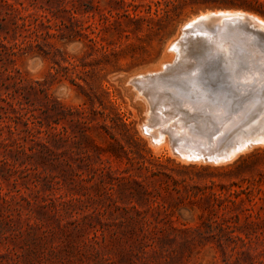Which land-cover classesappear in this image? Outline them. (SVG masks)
I'll return each mask as SVG.
<instances>
[{
	"label": "rangeland",
	"instance_id": "rangeland-1",
	"mask_svg": "<svg viewBox=\"0 0 264 264\" xmlns=\"http://www.w3.org/2000/svg\"><path fill=\"white\" fill-rule=\"evenodd\" d=\"M6 2L0 264H264V143L229 162L176 157L212 152L259 123L264 37L242 19L239 31L200 17L240 11L264 21V0ZM181 51L197 61L192 79ZM157 89L152 105L144 94ZM206 90L221 96L218 121L174 99ZM247 186L251 209L245 193L239 204L216 199Z\"/></svg>",
	"mask_w": 264,
	"mask_h": 264
},
{
	"label": "bare ground",
	"instance_id": "bare-ground-1",
	"mask_svg": "<svg viewBox=\"0 0 264 264\" xmlns=\"http://www.w3.org/2000/svg\"><path fill=\"white\" fill-rule=\"evenodd\" d=\"M244 15H248V16H250V20H247L246 18H244ZM212 17V18H218V19H227L228 20V22H229V26L231 27V25H234V27L235 26H237L236 28L237 29H239V31H240V28H239V25H238V20H243L244 22H246V24H247V26H249L250 28H252L253 30H255V32L257 33V35H258V37L260 38V39H263V37H264V21H263V19H261V18H258V16L256 17L255 15H249V14H247V13H243V12H240V11H238V12H232V11H230V12H213V13H210L209 15L208 14H202L201 15V17L200 18H202V17ZM197 20H199V19H197ZM197 20H195V21H197ZM215 22V21H214ZM192 23V22H191ZM190 22L189 23H187L186 25H184L183 26V30H185L188 26H190L189 24H191ZM213 23V22H212ZM229 27V28H230ZM233 28V27H232ZM205 29V28H204ZM211 29V28H210ZM228 29V28H227ZM232 30V29H231ZM234 30H236V29H234ZM208 32V31H207ZM212 32H214V31H212ZM230 32H233V31H230ZM246 32V31H245ZM205 33V32H204ZM215 33V32H214ZM236 33V32H235ZM238 33V32H237ZM236 33V34H237ZM243 33V32H242ZM194 34V33H193ZM217 34V33H216ZM248 34H250L249 32H248ZM220 35V34H219ZM234 35V34H233ZM214 36V35H213ZM212 36V37H213ZM236 36V35H235ZM241 36V35H240ZM249 36V35H248ZM251 36H252V34H251ZM254 37V36H253ZM224 38V37H223ZM222 38V39H223ZM217 40V39H216ZM221 40V39H220ZM228 40H230V38L228 39ZM241 40V39H240ZM239 40V41H240ZM254 40V39H253ZM196 41H198V40H196ZM256 41H258L257 39H256ZM181 42V41H180ZM228 42V41H227ZM232 42V41H231ZM243 43V42H242ZM183 44V43H182ZM224 44V43H223ZM237 44V43H236ZM249 44V43H248ZM252 44V43H251ZM181 45V44H180ZM179 45V46H180ZM185 45V44H184ZM190 45V44H189ZM203 45V44H202ZM230 45V44H229ZM183 46V45H182ZM243 46H245V45H243ZM251 46V45H250ZM177 47V46H176ZM201 47V46H200ZM233 47H235V46H233ZM248 47V46H247ZM221 48H223L222 46H221ZM250 48V47H249ZM251 48H252V46H251ZM251 48H250V50H251ZM187 49V48H186ZM194 49V48H193ZM213 49V48H212ZM242 49H244V47L242 48ZM185 50V49H184ZM211 50V49H210ZM209 50V51H210ZM215 50V49H214ZM217 50V49H216ZM249 50V49H248ZM179 51V50H178ZM186 51V50H185ZM185 51H181L180 52V55H179V60L181 61H179L180 63H181V67H184V70H183V68L181 69V67H179V66H177L176 68H180L181 70H183V73L185 72V69H187L188 68V70H186L187 72H189V73H185L186 74V76L188 77L187 79H192V78H194V74H192L193 72V70H194V68L196 67V68H198L197 66H196V62L195 61H193L194 59H195V57L194 58H192V55L191 56H187V55H185L186 54V52ZM192 51V50H191ZM213 51V50H212ZM218 51V50H217ZM217 51H216V53H217ZM239 51V50H238ZM242 52H244V50H241ZM255 51V50H254ZM200 52H201V50H200ZM209 53V52H208ZM211 53V52H210ZM247 53H248V51H247ZM252 53V52H251ZM256 53V52H255ZM177 54V53H176ZM192 54V53H191ZM212 54H213V52H212ZM238 54V53H237ZM253 54V53H252ZM196 55V54H195ZM257 54H255V56H256ZM176 57H177V55H175ZM202 56V55H201ZM218 56V55H217ZM227 56V55H226ZM232 56V55H231ZM175 57V58H176ZM190 57V58H189ZM200 57V56H199ZM212 57V56H211ZM214 57V56H213ZM203 58V61H205L204 60V57H202ZM234 58V57H233ZM258 58V57H257ZM261 58V57H260ZM262 59V61L264 60V58H261ZM196 60H198V59H196ZM232 60V59H231ZM243 60V59H242ZM257 60V59H256ZM200 61V60H199ZM253 61H255V59L253 60ZM230 62V61H229ZM232 62H233V60H232ZM238 62V61H237ZM264 62V61H263ZM262 62V63H263ZM201 63H202V61H201ZM205 63H207V62H205ZM204 63V64H205ZM209 63H210V61H209ZM251 63V62H250ZM249 63V64H250ZM253 63V62H252ZM233 64V63H232ZM234 64H235V62H234ZM233 64V65H234ZM241 64H243V63H241ZM248 64V65H249ZM177 65V64H176ZM180 65V64H179ZM198 65H199V63H198ZM201 65V64H200ZM199 65V66H200ZM263 65H264V63H263ZM242 66V65H241ZM245 66V65H244ZM244 66H242V67H244ZM204 67H206V66H204ZM262 67V66H261ZM208 68V67H207ZM247 68V67H246ZM264 68V67H263ZM217 69V68H216ZM215 69V70H216ZM240 69V68H239ZM244 69V68H243ZM255 69V68H254ZM259 69V68H258ZM168 70V69H167ZM181 70H179V72L181 71ZM214 70V69H213ZM233 70V69H232ZM236 70H237V68H236ZM175 71V70H174ZM191 71V72H190ZM196 71V72H195ZM195 73H197V70L195 69ZM199 71V70H198ZM200 71H201V69H200ZM242 71V70H241ZM172 72H173V70H172ZM182 72V71H181ZM250 72V71H249ZM221 73V72H220ZM235 73H236V71H235ZM237 73H239V72H237ZM209 74V73H208ZM162 75H164V74H162ZM173 75H175V72H174V74ZM178 75V74H177ZM181 75V74H180ZM193 75V76H192ZM234 75V74H233ZM232 75V76H233ZM239 75V74H238ZM179 76V75H178ZM195 76H198L197 74H195ZM201 76V75H200ZM216 76V75H215ZM241 76V75H240ZM167 77V76H166ZM199 77V76H198ZM244 77H245V75H244ZM248 77V76H247ZM246 77V78H247ZM139 78V77H138ZM143 78V77H142ZM150 78V77H149ZM154 78V77H153ZM179 78V77H178ZM233 78V77H232ZM235 78V77H234ZM238 78V77H237ZM236 78V79H237ZM141 79V78H140ZM156 79V78H155ZM158 79V78H157ZM159 79H161V77H159ZM198 79V78H197ZM239 79V78H238ZM135 80H136V78H135ZM144 80V79H143ZM148 80V79H147ZM147 80H144V81H147ZM154 80V79H153ZM199 80H200V78H199ZM239 80H241V79H239ZM244 80V79H243ZM137 81V80H136ZM148 81H152V80H148ZM147 81V82H148ZM161 81V80H160ZM173 81V80H172ZM182 81V80H181ZM186 81V80H185ZM189 81V80H188ZM187 81V83H189ZM155 82V81H154ZM164 82V81H163ZM170 82H171V80H170ZM196 82V81H195ZM201 82V81H200ZM263 83H264V76H263V79L261 80V82H260V84L258 85V88H257V91L256 92H258L259 90V88H261L262 86H263ZM135 84H136V82H135ZM173 84V83H172ZM183 84H184V82H183ZM203 84V83H202ZM205 84V83H204ZM152 85V84H151ZM159 85V84H158ZM187 85H189V84H187ZM191 85V84H190ZM234 85V84H233ZM137 86H138V84H137ZM162 86V85H161ZM175 86V85H174ZM182 86V85H181ZM216 86V85H215ZM153 87V86H152ZM155 87V86H154ZM153 87V89H156L157 88V83H156V88H154ZM160 87V86H159ZM170 87V86H169ZM168 87V88H169ZM172 87V86H171ZM183 87V86H182ZM187 87V86H186ZM202 87V86H201ZM138 88V87H137ZM143 88V87H142ZM167 88V87H166ZM176 88H178L177 86L174 88L175 90H176V92H177V89ZM195 88V87H194ZM158 89H161V88H158ZM156 90V92H154V94H152V93H150V91L149 92H145V96H147V98H148V100L150 101V103L153 105V103H154V101H156L155 100V98H157L156 96H158L159 94H157V92L159 91V90ZM173 89V87H172V91L174 90ZM141 90V89H140ZM145 90V89H144ZM163 90V89H162ZM184 90V89H183ZM213 90H219V89H216V88H213V89H211V91H213ZM220 90H222V89H220ZM219 90V91H220ZM223 90H225V89H223ZM146 91V90H145ZM171 91V90H170ZM169 91V92H170ZM188 91H189V89H188ZM168 92V91H167ZM192 92V91H191ZM213 92H215V91H213ZM213 92H211L210 93V90H206V91H201V92H197V94L191 99L190 97V99H185L184 97H182L183 99H185V101H186V103L184 104V102H183V100L181 101L180 99H177L176 97L174 98L173 97V95H172V98H174V99H176L177 101L176 102H178L179 103V106L181 107V108H183V109H186V110H188L189 112H191L192 114H194V115H196L197 117H201V119L202 120H205V121H211V120H217L218 121V119L220 120L221 119V117H222V115H220L221 113V111L220 112H218V109H219V102L221 101V96L219 95V92H216L217 94H214ZM235 92V91H234ZM256 92H253V93H247V94H239V93H237V94H239V98H240V100L241 99H244V98H247V97H250V96H254L255 94H257V95H259V93H256ZM159 93V92H158ZM162 93H163V91H162ZM172 93V92H171ZM170 93V94H171ZM185 94H186V90H185V92H184ZM190 93V92H189ZM236 93V92H235ZM160 94H161V90H160ZM194 94V93H193ZM192 94V95H193ZM214 94V95H213ZM162 95H164V94H162ZM165 96V95H164ZM164 96H162V97H164ZM159 97H160V95H159ZM159 97H158V99H159ZM165 98V97H164ZM179 98H180V95H179ZM166 99V98H165ZM164 99V100H165ZM163 100V99H162ZM198 101L200 102V104L199 105H197L198 104ZM168 103V102H167ZM218 104V105H217ZM200 106V107H199ZM225 106H227V105H225ZM157 107V106H156ZM225 108V107H224ZM155 110V109H154ZM220 113V114H219ZM157 114V113H156ZM224 114V113H223ZM161 116H163V114L161 115ZM150 117V116H149ZM154 118V117H153ZM152 118V119H153ZM156 118V117H155ZM157 122V121H156ZM223 122H225V121H223ZM159 123V122H158ZM226 123V122H225ZM152 124V123H151ZM167 124V123H166ZM253 124V123H252ZM218 127H220L221 128V121L220 122H218ZM159 136V135H158ZM218 138V137H217ZM215 136H213V138H212V143H215V142H217L216 140H218V139H220V138H218L217 139ZM157 140H159V138H157ZM162 140V139H161ZM254 143H261V144H263L264 143V137H259V138H257V139H253V140H251V139H247V140H245L244 142H242L241 143V145H239V146H237L236 148H234L233 150H231L228 154H225V155H223V156H217L216 155V152H214V151H212V152H201V153H199V152H196V153H191V152H183V153H181V154H179V155H176V157H178V158H180L181 160H183V161H191L192 160V162H193V160H198V159H216L217 161H226V160H230V159H233L232 157L235 155V154H237L239 151H241V150H243V149H245L246 150V148L247 147H249V146H251V145H253ZM163 146V145H162ZM238 155V154H237ZM235 158V157H234ZM198 162V161H197ZM218 163V162H217ZM220 164V163H219Z\"/></svg>",
	"mask_w": 264,
	"mask_h": 264
},
{
	"label": "water",
	"instance_id": "water-1",
	"mask_svg": "<svg viewBox=\"0 0 264 264\" xmlns=\"http://www.w3.org/2000/svg\"><path fill=\"white\" fill-rule=\"evenodd\" d=\"M244 18H246L247 20H250V16L248 15H244ZM257 114L258 115L256 117L258 118L259 123L256 124L252 122L253 124L248 125L249 127L245 128L244 131L240 132L238 130L236 131L237 133L230 134L229 137H228V134L224 135L223 138H227V140L224 143V145L221 146L220 148H217L218 144L212 145V150L216 152L217 156H223L225 154H228L231 150L241 145V143L247 139L253 140L259 137H264V109H262ZM192 116L194 115L192 114ZM226 162H229V161H226Z\"/></svg>",
	"mask_w": 264,
	"mask_h": 264
},
{
	"label": "trees",
	"instance_id": "trees-1",
	"mask_svg": "<svg viewBox=\"0 0 264 264\" xmlns=\"http://www.w3.org/2000/svg\"><path fill=\"white\" fill-rule=\"evenodd\" d=\"M3 2H4L3 4H5V5L7 4L6 0H3ZM90 41L93 42V43L96 42L94 38H90ZM248 162H249L248 159H245V160L242 161V162L236 163L234 169H235V170L241 169L242 166L247 165ZM249 188H250V191L247 190V189H249ZM252 191H253V190H252L251 186H247L246 188H242L241 190H234L233 192H231V193L228 194V195H225V196L220 195V196H218L216 199L220 200V202H221V201H222V202H223V201H229V202H231V203H233V204H239V203L245 201V199L242 198V197L240 196L242 193H245L246 196H247V199H248L250 202H253V198L251 197V193H252ZM233 196H234V197H233ZM260 199H262V198H260ZM257 203H258V201H254V202L252 203L251 207H250V208H247V209H251V208H252L255 204H257ZM250 216H251V215H248L249 218H250ZM251 223H253V220H251V221L249 222V224H251Z\"/></svg>",
	"mask_w": 264,
	"mask_h": 264
}]
</instances>
